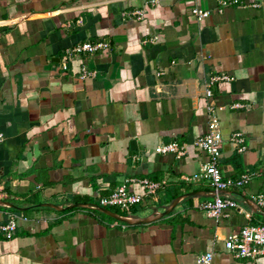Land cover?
<instances>
[{
  "label": "crops",
  "instance_id": "1",
  "mask_svg": "<svg viewBox=\"0 0 264 264\" xmlns=\"http://www.w3.org/2000/svg\"><path fill=\"white\" fill-rule=\"evenodd\" d=\"M220 1L232 0H0V225L16 220L10 239L0 233V264H194L204 252L211 264H264L223 246L264 224L252 201L264 187V0L216 12ZM194 7L209 16L195 21ZM85 42L108 49L64 59ZM81 66L95 76L80 80ZM211 75L228 80L205 100ZM206 103L221 176L253 174L222 193L238 208L216 221L197 208L212 198L207 184L183 181L208 160L192 146L207 130ZM170 142L185 154L154 152ZM130 178L160 186L127 211L104 208L129 223L90 208Z\"/></svg>",
  "mask_w": 264,
  "mask_h": 264
},
{
  "label": "built area",
  "instance_id": "2",
  "mask_svg": "<svg viewBox=\"0 0 264 264\" xmlns=\"http://www.w3.org/2000/svg\"><path fill=\"white\" fill-rule=\"evenodd\" d=\"M263 1V0H258ZM153 2V1H151ZM229 3L238 4V0L231 2L220 1L216 12H220L221 8ZM255 7L257 5H254ZM190 14L193 19L200 22L207 18L210 14L208 10L198 9L196 7L190 9ZM131 15L135 20L142 17L141 11L132 12ZM108 49V45L104 42L94 43H81L80 45L72 47L66 51L64 59L70 60L81 54H94ZM65 69V66L62 65ZM95 76L94 71L87 70L85 66L79 68V79L85 80ZM228 77L225 75H211L203 80L202 89L205 100L211 98V88L218 82L226 81ZM232 107H240L233 105ZM205 115L207 119L206 133L193 141L192 146L205 153L208 160L204 163L199 171L191 176L183 177L185 183H194L196 181H203L212 191V198L197 204V208L204 213V215L213 220H217L222 216L223 211L226 209L238 208L237 203L227 195L222 194L224 191L231 189H240L246 185L251 179L253 174L250 172H243L237 178H224L221 176L218 168L217 161L219 158L218 146L221 143V136L219 131L218 119L215 114V107L211 103H206ZM2 134L0 133V141ZM230 142L234 145L237 153L244 151L243 137L239 132L231 135ZM155 153H172L176 157L185 154V145H178L175 142L159 146L154 149ZM132 184L139 185L143 189L142 195L131 193L129 186ZM159 183L148 179H135L130 178L123 181L119 186L113 188L105 196L97 198L96 206L100 208H115L121 212L127 211L129 208L139 205L143 197L155 199L156 191L159 188ZM255 206L259 209H264V187L252 199ZM94 210V209H93ZM16 228V220L13 215L8 216L6 222L0 225V233L5 239H10ZM224 249L229 251L234 258L253 260L258 256L264 254V224H248L243 226L239 231L230 233L223 241ZM212 253L204 252L199 254L194 261V264H211Z\"/></svg>",
  "mask_w": 264,
  "mask_h": 264
},
{
  "label": "water",
  "instance_id": "3",
  "mask_svg": "<svg viewBox=\"0 0 264 264\" xmlns=\"http://www.w3.org/2000/svg\"><path fill=\"white\" fill-rule=\"evenodd\" d=\"M184 196H188V194H187V195H184ZM176 201H177V199L174 200V201L171 203L170 207H169L166 211H164L162 214H160V215H165V214H167V213L170 211L169 209L172 208V207H174ZM90 208H91V209H94V210H96V211H98V212H102V213H104V214H107V215H109L110 217H112L113 219L119 220V221H121V222H124V223H129V222H130L129 219H125L124 217H119V216H117L116 214L111 213V212H109L108 210H106V209H104V208H100V207L95 206V205H90Z\"/></svg>",
  "mask_w": 264,
  "mask_h": 264
}]
</instances>
